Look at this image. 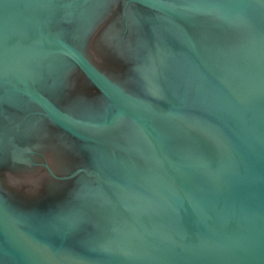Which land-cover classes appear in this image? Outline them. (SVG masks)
<instances>
[{"label": "water", "instance_id": "1", "mask_svg": "<svg viewBox=\"0 0 264 264\" xmlns=\"http://www.w3.org/2000/svg\"><path fill=\"white\" fill-rule=\"evenodd\" d=\"M127 1L168 24L138 95L57 30L84 27L96 0H0V102L28 98L93 153L62 202L0 198V264H264V0ZM71 63L109 100L103 115L37 87Z\"/></svg>", "mask_w": 264, "mask_h": 264}, {"label": "flooded vegetation", "instance_id": "2", "mask_svg": "<svg viewBox=\"0 0 264 264\" xmlns=\"http://www.w3.org/2000/svg\"><path fill=\"white\" fill-rule=\"evenodd\" d=\"M90 22L65 23L64 38L108 79L126 92L150 90L158 77L155 54L167 41L168 24L159 14L127 0H96ZM51 32V31H50ZM62 37V35H61ZM157 68V69H156ZM37 84L57 107L74 115H103L109 100L75 64ZM57 75L58 81L53 78ZM93 153L26 97L0 102V198L23 211L62 202L81 186ZM77 174L71 179H57Z\"/></svg>", "mask_w": 264, "mask_h": 264}]
</instances>
